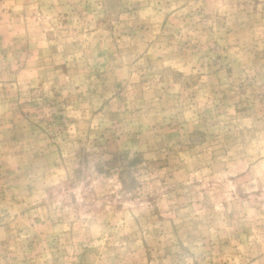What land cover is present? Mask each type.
Segmentation results:
<instances>
[{
  "label": "rangeland",
  "instance_id": "rangeland-1",
  "mask_svg": "<svg viewBox=\"0 0 264 264\" xmlns=\"http://www.w3.org/2000/svg\"><path fill=\"white\" fill-rule=\"evenodd\" d=\"M0 264H264V0H0Z\"/></svg>",
  "mask_w": 264,
  "mask_h": 264
}]
</instances>
